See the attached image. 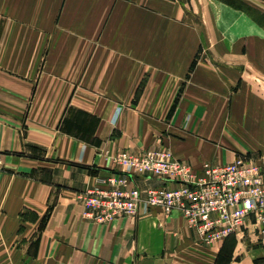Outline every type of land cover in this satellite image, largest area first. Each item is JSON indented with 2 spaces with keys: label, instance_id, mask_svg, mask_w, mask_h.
<instances>
[{
  "label": "crops",
  "instance_id": "1",
  "mask_svg": "<svg viewBox=\"0 0 264 264\" xmlns=\"http://www.w3.org/2000/svg\"><path fill=\"white\" fill-rule=\"evenodd\" d=\"M184 1L0 0V264H262L264 249L205 243L178 210L84 214L121 151L168 148L197 171L264 151V57L196 55L204 20L240 10Z\"/></svg>",
  "mask_w": 264,
  "mask_h": 264
},
{
  "label": "built area",
  "instance_id": "2",
  "mask_svg": "<svg viewBox=\"0 0 264 264\" xmlns=\"http://www.w3.org/2000/svg\"><path fill=\"white\" fill-rule=\"evenodd\" d=\"M121 112V107L116 109L113 123ZM114 162L123 174L106 179V187L81 194L87 218L108 222L136 216L145 206L158 207L165 214L178 210L205 243L249 235L264 245V153L242 155L222 165L204 162L200 171L170 151L139 155L122 151ZM2 163L0 152V167ZM133 175H154L180 185L151 188L143 195L128 187Z\"/></svg>",
  "mask_w": 264,
  "mask_h": 264
},
{
  "label": "rangeland",
  "instance_id": "3",
  "mask_svg": "<svg viewBox=\"0 0 264 264\" xmlns=\"http://www.w3.org/2000/svg\"><path fill=\"white\" fill-rule=\"evenodd\" d=\"M221 4H226L228 7H237L241 12V16H234L230 9L225 10V15L219 11V16L206 18L204 25L207 27L208 34H205V47L198 50L197 56H237V55H254L264 57V1L259 0H221ZM182 3V2H181ZM202 0H185L184 5L187 8H196L201 10L205 8ZM188 5V6H187ZM196 20L198 17L196 16ZM221 21V22H220ZM221 28L227 29L223 31ZM257 29V30H256ZM243 36V37H242ZM257 36V37H256ZM247 37L251 40L250 47L246 42ZM254 37V39H252ZM242 43H241V42ZM239 42V43H238ZM234 43H237V47ZM181 95V94H180ZM148 151H173L168 148L157 147ZM122 152V151H121ZM129 152V151H127ZM264 152V151H262ZM262 152H245L241 155H260ZM132 154H142L133 153ZM144 153V152H143ZM118 154V153H117ZM174 155V154H173ZM175 156V155H174ZM176 157V156H175ZM177 158V157H176ZM180 159V158H178ZM182 160V159H181ZM123 174V172L121 173ZM236 241L238 240L235 238ZM240 249L260 248L264 249V245L256 239L250 237L239 239ZM232 244L227 248L231 249ZM264 264V256L260 257Z\"/></svg>",
  "mask_w": 264,
  "mask_h": 264
},
{
  "label": "trees",
  "instance_id": "4",
  "mask_svg": "<svg viewBox=\"0 0 264 264\" xmlns=\"http://www.w3.org/2000/svg\"><path fill=\"white\" fill-rule=\"evenodd\" d=\"M229 237H230V236H229ZM229 237H227L226 240L229 239ZM234 237H235V236H234ZM230 239H231V238H230ZM235 242H236V241H235ZM230 244H232V246H233L235 243H234V242H228V243L226 244L225 250L228 249L227 246L230 245ZM231 249H232V248H231Z\"/></svg>",
  "mask_w": 264,
  "mask_h": 264
}]
</instances>
